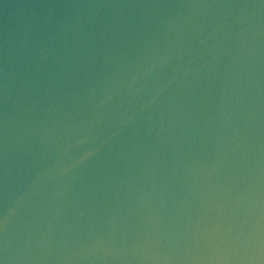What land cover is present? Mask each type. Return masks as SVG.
<instances>
[{"label":"water","instance_id":"water-1","mask_svg":"<svg viewBox=\"0 0 264 264\" xmlns=\"http://www.w3.org/2000/svg\"><path fill=\"white\" fill-rule=\"evenodd\" d=\"M0 264H264V0H0Z\"/></svg>","mask_w":264,"mask_h":264}]
</instances>
